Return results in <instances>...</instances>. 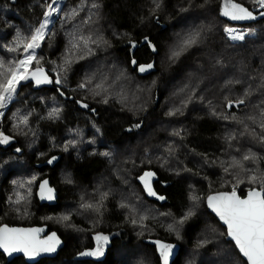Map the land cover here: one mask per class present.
<instances>
[{"label": "trees", "instance_id": "16d2710c", "mask_svg": "<svg viewBox=\"0 0 264 264\" xmlns=\"http://www.w3.org/2000/svg\"><path fill=\"white\" fill-rule=\"evenodd\" d=\"M51 2L0 0L6 66ZM232 2L255 19L223 15V0L61 1L33 60L49 82L21 81L0 119V225H44L63 246L0 264H161L157 242L177 245L170 264H246L205 205L264 186V9ZM225 25L253 34L233 42ZM149 170L162 203L141 186ZM43 178L53 204L38 201ZM96 233L102 254L80 255Z\"/></svg>", "mask_w": 264, "mask_h": 264}, {"label": "snow or ice", "instance_id": "6c2138e0", "mask_svg": "<svg viewBox=\"0 0 264 264\" xmlns=\"http://www.w3.org/2000/svg\"><path fill=\"white\" fill-rule=\"evenodd\" d=\"M255 2L264 9V0H255ZM47 7L48 10L44 12L45 19L39 24V27L35 29L31 37L27 38V42H25V38H21L19 34L17 36L18 46L19 44H23V58L9 62L7 66L3 60H0V109L6 107L7 104L13 100L18 85L21 81L27 80L29 76L35 79L37 84L49 82L48 77L44 75L43 69L36 68L35 71L29 70V66L35 59L34 50L40 47V42L45 39V29L49 24L47 18L58 10L57 7H54L52 4H49ZM93 7H96V5H93ZM222 14L230 16L231 19L234 20L255 19L253 13L249 11V9L241 4L232 3V0H225ZM74 15H76L75 9L69 16ZM261 15L264 16V12H261ZM225 31L230 34L229 38L233 41H239L245 38V32H236V34L233 35L232 33L235 32L234 29L226 28ZM251 31L252 30H249V34H251ZM194 42L195 38L190 37L184 40L183 44L185 46H190ZM9 51H16V49L12 48L9 49ZM178 54L179 53L176 52L173 53L174 56ZM147 67L150 68L152 65H147ZM144 70L145 66H141L140 71ZM81 86L83 87V85ZM229 103L231 104L232 102ZM236 103H243V101H237ZM26 120L27 118L25 117L22 122L26 123ZM262 127H264V125H262ZM8 140L9 137L3 136V134L0 133V143H7ZM249 158L248 156L244 157L245 160ZM152 175L154 174L145 173V175L140 178L144 182L149 195H155L146 179ZM46 183L47 182H45V184ZM49 192H51V189H49ZM51 198V195H49L48 199ZM160 199H163V197H160ZM208 204L227 225L228 235L235 241L239 252L247 258L248 264H264V186H262L260 190H249L246 199L238 197L235 190L231 193H220L216 196H210L208 197ZM87 207L92 206L87 205ZM63 219L67 220L68 217L65 216ZM132 222L136 223L135 220ZM38 231L40 230L9 229L6 226L0 228V248H3L6 252L22 250L26 255L34 254V251H30V249H35L38 245L41 246V251H55V246L60 243L56 238V234L53 233L45 241H35L31 233ZM95 239L97 241L103 240L107 242L109 238L107 236L97 235ZM157 243L159 244V242ZM171 247V245H160V254L164 260V264L168 262V255ZM85 254L99 256L102 254V248L98 246L95 251L80 253V255Z\"/></svg>", "mask_w": 264, "mask_h": 264}, {"label": "water", "instance_id": "95a60500", "mask_svg": "<svg viewBox=\"0 0 264 264\" xmlns=\"http://www.w3.org/2000/svg\"><path fill=\"white\" fill-rule=\"evenodd\" d=\"M41 69H43V68H41ZM31 71H35V69H33ZM43 72H44V75H46L48 77V74L46 73V71L44 69H43ZM29 77L36 83L35 79H33L31 76H29ZM44 84H46V83H41L39 85H44ZM50 161H51V163H54L56 160H54L53 158H50L49 160L46 161V163L49 164ZM145 173H153L154 174L151 177H147L146 179L148 180V182L150 184L151 190L155 193V195H149L148 190H146V188H145L144 182L140 179V183H141V186H142V188L144 190V193H145L146 197L149 198V199H152V200H156V201L161 202V203L164 202V200H165L164 196L159 195L158 193H156L155 190H154V188H153V186H152V183H153V181L156 178L155 173L153 171L149 170V171L144 172L140 176V178L143 177L145 175ZM45 182H47V183L45 184ZM42 185H43V188H42ZM49 189H51V192H49ZM252 189L260 190V189H257V188H252ZM249 190H251V189H249ZM249 190H247L243 196H240L236 191L235 192H236V195L238 197H240L241 199H246L247 196H248ZM231 192H233V190L232 191H217V192L209 193L205 197V205H206L207 210L211 214H213L214 217L219 221V223L225 228V233H226L225 239L231 241L234 244V246H235L236 250L238 251L239 255L246 262V264H248L247 258L244 257L242 255V253L239 252V249L237 248V246L235 244V241L228 235V227H227V225L224 223L223 220L220 219L219 215H217V213L212 208L209 207V204H208V197H210V196H216V195H218L220 193H231ZM36 194H37L38 201L41 204H43V203H45V204H53L55 202V199H56V191L49 184V181L46 178H43V179H41L38 182L37 187H36ZM49 195H51V197H52L51 199H48V196ZM160 197H163V199H160ZM5 226L7 228H9V229H23V230L39 229L40 231L31 233V235H32V237L34 238L35 241H45L53 233L56 234V238L60 241V243L55 246V251H52V252L41 251L40 250V247L41 246L38 245L37 247H35V249H30V251H34V254H31V255H26L25 252L22 251V250H20V251L6 252L3 248H0V252L4 255L6 261H11L15 257L22 256L26 262L33 263V262L38 261L41 258L54 257L57 254V252L59 251V249L63 246V241L59 237V235L55 231H48V230H46V227L44 225H30V226L27 225V226H24V225L1 224L0 225V228H3ZM161 244L162 243H159V244L157 243L158 254H160V245ZM163 245H166V244H163ZM167 245H171L172 246L171 249L169 250L168 262H167V264H170L171 261L174 259V257L177 254L178 247L174 243H170V244H167ZM84 252L85 253H88L89 250H85ZM160 263L161 264H164V260L161 257V254H160Z\"/></svg>", "mask_w": 264, "mask_h": 264}, {"label": "rangeland", "instance_id": "374dc122", "mask_svg": "<svg viewBox=\"0 0 264 264\" xmlns=\"http://www.w3.org/2000/svg\"><path fill=\"white\" fill-rule=\"evenodd\" d=\"M61 1L62 0H52V2L50 3V4H52L54 7H57V9L59 8V6H60V3H61ZM233 3V2H232ZM222 6L224 7L225 6V0H223V3H222ZM48 10V7H47V9H46V11ZM57 12V11H56ZM56 12L55 13H53L50 17H48L47 19L49 20V23L51 22L50 20H51V18H52V16L53 15H55L56 14ZM45 19V17L42 19V21ZM41 21V22H42ZM49 25V24H48ZM226 26H231V25H225L224 27H223V30L225 31V27ZM235 26H242V25H235ZM38 27H39V25H38ZM244 29H246V32H249V30H251L250 28H245L244 27ZM46 30V29H45ZM225 34H226V36L228 37V39H230L229 38V36L227 35V33L225 32ZM251 34H253V30L251 31ZM248 36V35H247ZM251 36V35H250ZM230 41H233V40H231L230 39ZM233 42H237V41H233ZM37 49V48H36ZM35 49V50H36ZM34 50V51H35ZM23 55H24V49L21 51V53H20V55H18V58H17V60L18 59H22L23 58ZM43 68L44 69V67H42V66H37L36 68ZM36 69L35 68V66H34V64H33V62H32V64L29 66V70L31 71V69ZM32 69V70H33ZM54 82L55 83H58L59 82V78L58 77H55V80H54ZM83 87H84V85H83ZM9 104V103H8ZM7 104V105H8ZM7 107V106H6ZM6 107H4V108H2V109H0V119H1V116H2V114H3V112H4V110L6 109ZM0 133H2V131H1V124H0ZM3 134V133H2ZM3 136H6V135H4L3 134ZM8 137V136H7ZM10 141V137H9V140H8V142ZM1 144H4V143H1ZM62 175H66L65 174V171H63V174ZM97 235H99L98 233H96V235H95V237L97 236ZM101 236H105V235H101ZM106 244L107 242H103V240H101V244L100 245H102V244Z\"/></svg>", "mask_w": 264, "mask_h": 264}, {"label": "built area", "instance_id": "2783aa9c", "mask_svg": "<svg viewBox=\"0 0 264 264\" xmlns=\"http://www.w3.org/2000/svg\"><path fill=\"white\" fill-rule=\"evenodd\" d=\"M226 28H228V29H234L235 30V32H233L232 34L234 35V34H236V32H245V36H250V35H252V34H249V32H246V29H244V27L243 26H235V25H231V26H226L225 27V29ZM245 28H247V27H245ZM226 32V31H225ZM227 33V35L229 36L230 34L228 33V32H226Z\"/></svg>", "mask_w": 264, "mask_h": 264}, {"label": "flooded vegetation", "instance_id": "af4514ba", "mask_svg": "<svg viewBox=\"0 0 264 264\" xmlns=\"http://www.w3.org/2000/svg\"><path fill=\"white\" fill-rule=\"evenodd\" d=\"M104 242V241H103ZM101 241H97L96 239L94 240V245L92 246V249L89 251V252H91V251H95L96 249H97V247L99 246V247H101ZM102 248V247H101ZM102 250H103V248H102ZM86 256H89V255H87L86 254ZM91 256V258H96V257H98V256H93V255H90Z\"/></svg>", "mask_w": 264, "mask_h": 264}]
</instances>
